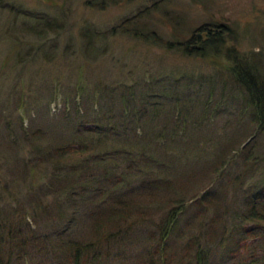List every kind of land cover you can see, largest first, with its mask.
<instances>
[{
	"label": "rangeland",
	"instance_id": "374dc122",
	"mask_svg": "<svg viewBox=\"0 0 264 264\" xmlns=\"http://www.w3.org/2000/svg\"><path fill=\"white\" fill-rule=\"evenodd\" d=\"M83 1L0 0V192L5 201L11 203L8 207L0 195V207L4 205L7 209L15 208V211L36 208L38 216L35 221L34 215H29L31 227L37 234H48L52 239L63 232L61 229L67 219L58 221L55 218L59 206H62V211L58 212L67 216L75 211L78 220L81 211L88 212L87 206L78 211L75 202L66 198L64 192L69 180L64 177L70 173L66 165L71 161L62 160L59 172L53 170L55 164L53 159H49L51 154L55 155L52 147L66 143L71 136L74 127L65 125L68 119L76 116V109L95 112L100 105L108 106L107 100L99 102L98 94L94 92L98 79L112 87L115 80L129 83L141 78L149 85L156 84L155 88L152 85V89L158 91L152 94L153 100L161 101L167 109L174 107L175 103L182 113L193 109L198 116L204 102L209 104L202 127L193 132L188 130L187 138L180 140L181 144L187 143L190 150L180 154L178 173L192 175V180L179 190L183 198L189 200L195 194H201L216 178L210 186H214L218 193L222 190L225 200L220 202L229 203L231 209L238 206L241 198L254 191L249 189L258 186V157L259 166L264 164V131H258V124L251 121L253 113L245 106L242 91L238 88L240 84L235 86L231 83L226 71L230 60L214 59L211 55L187 56L164 45L145 43L120 34L111 40L112 45L104 56L97 60L83 57L76 53L80 44L78 30L82 24L116 25L155 0H122L105 10L87 8ZM169 9L184 16L192 27L202 23H226L232 29V35L226 39V48L232 47L241 53L242 56L239 55L246 63H249V58L255 60L257 55L256 72L264 79V0H173ZM49 21L65 25L58 36L51 30L45 31V35L29 30L30 27L41 29ZM152 22L158 33L165 38L170 37L173 21H167L165 16L156 12ZM35 46L40 47L35 56L29 58L34 54L32 48ZM80 85L82 88L77 94L76 89ZM147 118L151 119L148 113ZM149 125L152 126L151 121ZM252 134H255L253 138L250 137ZM217 142L228 144L230 148L222 153L221 172L215 173L212 170L216 167L214 155L219 146L214 150V145ZM249 150L252 158L248 160L249 157L243 156ZM233 155L236 156L231 160ZM108 165L95 164L97 168L89 171L92 179H99ZM124 168L126 164L123 163L114 174L119 175ZM242 173L243 182L234 181ZM57 174L62 177L58 178ZM81 179L82 183L91 181L85 173L78 181ZM107 180L102 181L109 186ZM140 193L135 189L132 194L139 196ZM156 195L148 201L143 197L136 200L140 204L138 209L142 207L147 209V214L150 212L147 222L132 231L139 245L134 243L136 247L131 251L140 257L145 256L140 251V239L150 237V242L152 237H157L156 222L163 213L161 211L168 206L164 195ZM190 202L191 199L179 214L182 224L192 216ZM103 205L98 203V206ZM17 214L20 215L19 212ZM87 221L89 224H85V231L88 232L91 219ZM75 227L73 222L71 230L74 231ZM88 234L91 236L90 233L78 236L81 239ZM166 241L168 252L174 251L180 256L175 234L169 235ZM250 242L251 239L217 264H244L243 260L251 249L258 257V241L253 245ZM248 245L249 251H242ZM120 248L124 257H134L127 254L121 245ZM112 251H116V247ZM187 259L183 258L179 263L186 264ZM124 263L128 264L127 261ZM112 264L123 263L116 259Z\"/></svg>",
	"mask_w": 264,
	"mask_h": 264
},
{
	"label": "trees",
	"instance_id": "16d2710c",
	"mask_svg": "<svg viewBox=\"0 0 264 264\" xmlns=\"http://www.w3.org/2000/svg\"><path fill=\"white\" fill-rule=\"evenodd\" d=\"M121 1L84 0L83 3L87 8L105 10ZM172 1L155 0L109 27L82 24L78 30L80 44L76 53L97 60L109 51L111 40L120 34L145 43L164 45L187 56L211 55L214 59L228 58L231 63L226 67V71L231 83L235 86L240 84L242 87L238 86L242 91L245 106L253 113L251 115L254 119L251 121L258 124V131L263 132L264 79L256 72L257 55H253L255 60L248 57L249 63H246L240 57L241 53H237L232 47L226 48L227 36L232 35V29L226 23H202L192 27L186 23L184 16L169 9V3ZM156 12L161 13L162 17L165 16L167 21H173L174 26L169 38L163 37L156 30L152 22ZM64 26L58 21H49L41 29L30 27L29 30L40 32L42 35L51 30L53 35L58 36ZM39 47L32 48L34 54L29 58L35 56ZM144 80L141 78L129 83L115 80L110 87L98 79V83L94 84V92L98 94L99 102L105 99L108 106L99 104L95 112H80L76 109V116L68 119L65 125L68 128L74 127L71 136L66 143L52 147L55 155L51 154L49 159H53L52 163L55 164L53 170L59 172V168L63 166L60 161H71L66 165L70 168V173L64 177L69 180L64 192L66 198L75 202L78 211L79 208L83 210L87 206L88 212L81 211L78 220L75 211L67 216L58 212L62 211V206H59L55 218L58 221L67 219L61 229L63 232H59L58 237L52 239L48 234H37L36 229L31 227L29 215H34L32 217L35 221L38 216L36 208L15 211V208L7 209L3 205L0 207V264H112L116 259L123 264L124 261L128 264H180L186 257V264H217L228 258L230 253L237 252L249 239L252 245L258 241V257L251 249L248 257L243 260L244 264H264V164L259 166L258 157V186L255 185L254 189L248 188L254 191L246 198H241L238 206L231 209L229 203L220 202L225 198L222 190L218 193L214 186H210L217 180L214 178L201 194L197 193L190 198L192 204L189 207L193 213L182 224L179 214L190 199L185 200L179 190L192 180V175L184 176L178 173L180 154L190 150L188 144H181L180 140L187 138L188 130L193 132L202 127L201 122L205 119V109L209 104L204 102L198 116L191 108L187 113H182L175 107V103L174 107L167 109L161 101L153 100L152 94L158 91L152 89V85L155 88L156 84L149 85V82L145 83ZM81 88L82 85L76 89L77 94ZM147 113L151 119L147 118ZM150 121L152 126L149 125ZM254 136L255 134L250 135L252 138ZM219 143L214 145V150L219 146L217 155H214L216 167L212 172L215 173L221 172L222 153L230 148L228 144ZM251 154L249 150L243 157L248 158ZM235 156L233 155L231 160H234ZM250 158L252 157L248 160ZM102 163L109 167L100 173L99 179H92L89 171L97 168L95 164ZM123 163L126 168L122 169L119 175H115V169L121 168ZM129 170L134 172L130 173ZM83 173L87 174L91 181H78ZM243 175H238L234 181L243 182ZM56 176L62 177L60 174ZM102 180H107L109 186ZM89 183L91 185H87ZM135 189L142 193L139 196L133 195ZM160 193L166 198L168 206L161 211L163 213L156 222L157 237L150 239L153 242L148 241L150 237L140 239V251L145 255L140 257L138 253L131 251L132 247L139 245L132 231L147 222L150 212L147 214L146 208L138 209L140 204L136 203V200L143 197L148 201ZM0 195L5 201L3 193L0 192ZM5 203L8 207L11 204L8 200ZM98 203L104 205L98 206ZM159 208L161 209V206ZM88 218L91 222L87 232L85 224H89ZM73 222L76 225L74 231L71 230ZM84 233H90L91 236L84 235L80 239L78 235ZM173 234L178 239L179 247H175L180 250V256L173 250V253L168 252L169 244L166 239ZM120 245L127 254L134 257H124L122 249H119ZM115 247L116 251H112ZM248 248L249 245L242 251L248 252Z\"/></svg>",
	"mask_w": 264,
	"mask_h": 264
}]
</instances>
